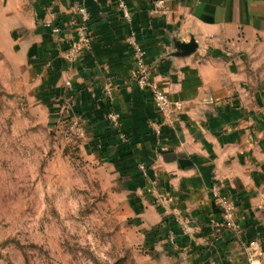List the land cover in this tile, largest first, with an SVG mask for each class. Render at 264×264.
I'll return each instance as SVG.
<instances>
[{
  "label": "crops",
  "instance_id": "1",
  "mask_svg": "<svg viewBox=\"0 0 264 264\" xmlns=\"http://www.w3.org/2000/svg\"><path fill=\"white\" fill-rule=\"evenodd\" d=\"M3 1L48 124L81 121L84 149L110 166L152 257L264 264V0H124L130 22L117 0ZM81 7L90 40L68 60ZM131 32L181 103L167 118L136 84ZM192 39L196 49L181 55L176 42ZM215 192L234 203L238 229L221 225Z\"/></svg>",
  "mask_w": 264,
  "mask_h": 264
},
{
  "label": "rangeland",
  "instance_id": "2",
  "mask_svg": "<svg viewBox=\"0 0 264 264\" xmlns=\"http://www.w3.org/2000/svg\"><path fill=\"white\" fill-rule=\"evenodd\" d=\"M0 0V264H165L110 166L52 128L16 59ZM13 37V34H12Z\"/></svg>",
  "mask_w": 264,
  "mask_h": 264
},
{
  "label": "built area",
  "instance_id": "3",
  "mask_svg": "<svg viewBox=\"0 0 264 264\" xmlns=\"http://www.w3.org/2000/svg\"><path fill=\"white\" fill-rule=\"evenodd\" d=\"M118 7L121 11L122 17L127 21H131L132 14L128 5L124 0H117ZM161 3V2H160ZM80 13L82 14L83 23L81 26V44H75L72 46L70 51L66 54L68 60L73 59L80 51L82 44L89 42V26H88V10L86 7L80 8ZM127 44L133 52V57L135 61L134 69V78L136 84L141 88L150 91L155 107L163 114L164 117H169L170 114L174 111L181 109L180 102L172 101L165 90L156 82L152 76L151 67L147 65L145 61V51L137 41V37L134 32H131L127 36ZM110 121L116 123L119 119V116L111 112L108 114ZM69 132L71 136L84 138L86 135L85 127L80 120L72 118L69 122ZM215 197L221 208L222 216L224 218L221 225L227 227L238 229V225L235 221V205L232 201L227 200L226 198L219 195L218 192H215ZM249 264H260L253 255L249 256Z\"/></svg>",
  "mask_w": 264,
  "mask_h": 264
},
{
  "label": "water",
  "instance_id": "4",
  "mask_svg": "<svg viewBox=\"0 0 264 264\" xmlns=\"http://www.w3.org/2000/svg\"><path fill=\"white\" fill-rule=\"evenodd\" d=\"M197 47V43L194 39L189 42H176V50L181 53V55H186L187 53H192Z\"/></svg>",
  "mask_w": 264,
  "mask_h": 264
}]
</instances>
